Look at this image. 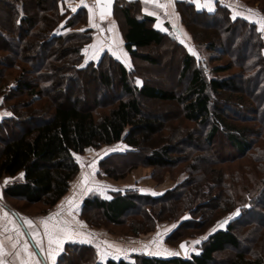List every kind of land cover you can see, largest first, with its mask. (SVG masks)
I'll list each match as a JSON object with an SVG mask.
<instances>
[{
    "label": "trees",
    "instance_id": "obj_1",
    "mask_svg": "<svg viewBox=\"0 0 264 264\" xmlns=\"http://www.w3.org/2000/svg\"><path fill=\"white\" fill-rule=\"evenodd\" d=\"M83 3L90 5L84 0ZM239 3L252 6L246 0H213L210 9L197 8L187 0L175 2L180 26L193 44L215 53L216 60L227 58L224 64L211 66L207 61L195 63L189 53L182 51L168 26L165 31L156 29L155 19L141 13L137 1H113L109 17L115 22L131 63L141 60L154 64L156 60L139 50L164 42L182 52L176 82L181 83L188 75L189 80L186 93L176 96L146 80L140 85L132 83L134 73L106 52L96 63L89 61L80 66L83 48L96 37L88 8L81 5V0H0V182L3 198L14 210L21 209L12 201L43 207L32 215L47 213L68 192L79 170L76 154L86 148L122 142L127 151L119 154L120 159L133 156L142 145H151L140 160L144 167L170 169L185 164L187 176L158 195L130 191L115 192L108 198L87 195L81 199L78 211L84 224L97 227L87 216L89 210H100L108 224L119 225L127 210L134 214L139 209L140 214L154 221L159 219L153 212L156 206L161 209L174 205L176 217L190 215L179 222L175 231L187 227L196 231L203 228L200 224L207 211L204 228L213 224L212 217L236 212L223 228L209 231L198 251L188 255L134 253L127 259L110 258L101 263L92 245L67 243L55 264H214L215 257L226 248L234 251L224 264H264V257L254 252L264 244V222L253 219L264 220V33L248 17L230 18L229 7L242 8ZM259 10L264 14L263 8ZM39 51L41 62L37 61ZM17 61L29 68L18 67ZM103 65H107L108 72ZM232 67L237 71L226 74ZM66 68L64 83L53 85V80L47 79H56ZM111 68L118 75L124 98L111 102L105 112L96 116L94 112L102 100L81 102L83 94L75 97V89L71 94L75 83L72 79L87 74L107 89L113 86ZM12 70L17 74L12 75ZM49 93L57 97L51 98ZM20 94L27 98L17 100ZM139 98L179 104L181 123L191 125L179 128L183 139L176 148L182 146L183 153L163 144L173 128L166 129L158 118L143 115ZM220 138L234 155L224 158L218 179L228 176L224 170L230 162L237 161L238 169L233 171L231 181L223 179L218 195L210 197L201 188L204 177L200 167H210L207 150L211 155L215 153ZM241 171L247 174V181H241ZM105 173L120 177L109 169ZM186 188L191 190V196L181 200L179 195ZM195 211L202 213L194 219ZM129 223L132 232L143 225L136 220ZM240 239L248 247L240 249Z\"/></svg>",
    "mask_w": 264,
    "mask_h": 264
},
{
    "label": "rangeland",
    "instance_id": "obj_2",
    "mask_svg": "<svg viewBox=\"0 0 264 264\" xmlns=\"http://www.w3.org/2000/svg\"><path fill=\"white\" fill-rule=\"evenodd\" d=\"M246 1L252 6H244V4L239 3L238 5L242 8L229 7L230 18L233 19L234 13H239V15L248 17L254 22L264 19V14H262L259 10L260 8L264 9V0ZM249 10H252V12H249ZM94 22L98 24V26H100V22H98V19H96L95 17ZM255 24L257 29L260 31V24L256 22ZM85 27H87V24L85 25ZM81 28H84V26H82ZM97 28L99 34L107 37V44L105 45L104 43V45L99 50L98 58L103 52H106L113 57L116 56L129 72H132V74L134 73V75L132 76V83L140 85L144 80H146L150 84H153L165 90L173 91L176 96H181L186 93L185 90L189 80V75L181 83L176 82L178 79V71L182 54L180 50L171 47L170 44L164 42L158 46H150L148 48L139 50V53L145 54L156 60L154 64H150L141 60H134L131 63L125 49L123 48V42L117 27H115L114 31H109V27V34H107L104 29L99 30V27ZM95 33H97V31H94V37L96 35ZM169 33L173 37H175L179 43L183 41V43H181V47H183L181 48V50L189 53L193 57L195 63H199V61H207L211 66H213L216 64H224L225 62H227L226 57H221L216 60L214 59L215 53L207 52L202 46H196L195 44H193L186 32L185 34L188 37V41L184 40L181 36L176 35L173 31H170ZM263 33L264 32H262V34ZM93 45L94 40L83 48V60L80 65L81 67L88 64L89 61L96 63V61L98 60V58L89 59V57L93 54V49L91 47ZM86 49H88L87 54L85 53ZM190 49L196 53L195 56L192 54V51H190ZM113 52H115L116 55H113ZM242 52L243 51L241 50L237 53L240 54ZM37 55H39L37 61L41 62V51H39V53L37 52ZM208 59H211L212 61H208ZM16 64L18 67H23L26 69L29 68V66L22 64L19 61H17ZM103 67V70H105V72H108L107 65H103ZM66 71L67 68L60 71V73L57 74L56 79L52 77H47V79L51 78V80H53V85L64 83L66 79V77L64 76L66 75ZM236 71L237 69L235 67H232L226 72V74H232ZM17 72L18 71L16 70H12V75L13 73L14 75L17 74ZM110 75L112 78L113 86L107 89L102 87L99 83H97V81H92L91 76L87 74L84 77L78 76V78H75L74 80L72 79V81L75 83H73L72 88H70L71 94L73 93V89H75V97L77 95L79 96L83 94L84 100L82 99L80 101L85 104H90L93 99H97L98 101L102 100L100 106L96 109V112H94L96 116H98L99 113H103L109 108L108 106L111 102H114L119 98H124L119 84L117 83L118 75L113 68L110 69ZM29 78L31 79L30 76ZM89 80L91 81L88 82ZM49 97L56 98L57 96H55L54 93H49ZM26 98L27 97L24 94H20L17 100H25ZM44 100L46 99L44 98ZM138 100L140 102L143 115L158 118L161 122H164V124L166 125V129L171 127L173 128L172 132H170V135L166 138V141L163 142V144L167 143L171 146V148H176L177 146H179V142H181V140L183 139V134L179 128H182V126H191L187 123H181L183 121L180 117L181 110L179 104L176 102H159L141 98H139ZM226 113L231 114V110L226 109ZM161 134L165 135L166 130ZM3 136L6 137L5 134H3ZM159 137H161V135L156 137V139H159ZM158 144H156V146H158ZM142 146L139 151L133 153V156L122 159L119 158V154L127 151L126 146L122 142H116L108 146H100L97 148H86L82 153L76 154L75 159L78 163L79 170L75 177L72 179L68 192L56 206H54L44 214V218L48 219L53 214L60 213V215L56 217L55 220H49L50 225L55 224L57 221H66L68 222L69 227L72 229L73 235L79 234L77 235L81 237L79 239H84V235L86 234V232H90L92 234H95L96 237H99L98 240L100 242L109 243V241H111L112 245L114 246L112 249L115 254H118V256L122 254L124 257L128 258L131 254L134 253L154 255L151 253L156 251H163V249L179 253L178 255H188L189 253L197 252L202 240L206 237L207 233L216 228H223L226 225V223L223 222L226 220L228 222V220L236 214L235 211L227 215L223 214L222 217L218 218L214 216L215 219H213L212 217L210 219V222L214 220L213 224L207 228H204V222L207 221V217H205V215L207 216L209 214V211H207L204 215L202 214L203 221L200 225H202L203 228L196 231L188 227L183 229L180 228L178 231H175L177 227H179V222L188 219L190 215H188V213H184L182 216L176 217V211L178 210L174 205H169L167 207L168 209L165 207H161L160 209L158 206H156L153 209V212L158 214L159 219L154 221L149 220L147 215L140 214L139 209H136V213L134 214L131 212L133 210H127L124 213V219L122 220V223L119 225L108 224L102 217L100 210H89V212H87V216L92 220V222L96 224V228L89 227L79 219L78 211L80 202L81 199L87 195H97L99 197L108 198L112 193L124 191L158 195L163 191L172 188L175 184L182 181L187 176L186 170L184 168L185 164L173 166L170 169L144 167L140 163V160H142L143 155L149 151L151 145L146 144ZM175 150L180 153L184 152L182 146L176 148ZM207 155L210 160V167H200L201 173L204 177V182L202 183L203 185L201 188L204 192H207V196L213 197L218 195L217 189L219 188L221 183H223V179L224 182L231 181V179L229 178H231V176L235 173H233V171L238 169V163L237 161H235L234 163L230 162V166L226 167L224 170L226 173H228V176L226 178H224L223 176V179H218V174H221L218 169L221 168L222 162L225 160L224 158H228L230 155H234V152L232 148L228 146L226 141L220 138V142L215 144V153L211 155L209 150H207ZM78 157L79 160L77 159ZM220 157L221 159L219 160ZM93 162H95V169L89 167V165ZM105 169H109L111 173L116 176L119 175L120 177L113 178L107 176L105 173ZM211 169H214L215 171L211 172ZM242 171L244 172L246 170L242 169ZM242 171L239 174L241 176V181H247L248 176H246L247 174L243 173ZM253 172L256 173V170L253 169ZM85 173L89 175V182L88 185L82 186V176ZM227 178L229 180H227ZM89 188H91L90 191L88 190ZM179 196L181 197V200H186L191 196V190H188L186 188L184 193L182 192ZM69 198H73L74 205L78 206L72 211L71 215L68 211L70 206L67 204V200ZM11 203L15 207L21 209L20 211H18L19 213L34 217L38 215L32 214H36L43 209L41 205L26 206L23 203L16 201H12ZM213 203L217 204V198L216 201H213ZM61 205H64L63 210L61 209ZM199 212L195 211L194 214H192L194 219L199 215ZM201 213L202 212H200V214ZM253 219H255L257 222H264V220L262 221L258 218ZM131 220L143 222V225L139 227L136 232H132L133 227L129 223ZM173 225H175L176 227H173ZM158 233L160 234L159 237L157 235ZM154 240L158 241V245L151 244L150 247L145 250L144 246L149 245L150 242ZM194 241L200 242L194 244ZM182 243L187 244V252L181 249L180 245ZM262 244L263 243H261V245ZM245 246L248 247L247 243L244 240L240 239L239 248L242 249ZM116 248L121 249L122 252L117 253L115 251ZM133 249H135V251H133ZM233 251L234 250L231 248H226L225 251L215 257L214 264L226 263L232 256ZM254 252L264 257V244L262 246L254 248ZM158 256L169 255L161 254Z\"/></svg>",
    "mask_w": 264,
    "mask_h": 264
},
{
    "label": "snow or ice",
    "instance_id": "obj_3",
    "mask_svg": "<svg viewBox=\"0 0 264 264\" xmlns=\"http://www.w3.org/2000/svg\"><path fill=\"white\" fill-rule=\"evenodd\" d=\"M145 3H152L155 4L157 7L160 8H166V5L159 3V0H144ZM111 4L112 0H95V3L92 6H88L83 3V0H81V5L83 7L88 8V12L90 13V24L91 27L97 28L99 27L98 24L94 22V17L96 15L99 16V19L103 21L106 19L108 15L111 14ZM72 11H76L75 8L72 9ZM249 12H252V10H249ZM239 15V13H234L233 19L236 18V16ZM247 18V17H245ZM256 23L260 24V31L264 32V19L255 21ZM83 31V29H82ZM111 31V29H109ZM102 41L99 42L97 45L91 46L93 49V54L89 57V59H96L99 55V50L102 47ZM183 43V41H181ZM190 51H192L190 49ZM88 49L85 50V53L87 54ZM192 54L195 56L196 53L192 51ZM113 55H116L115 52H113ZM139 83V82H138ZM6 115H11L10 113H6ZM79 160V157L77 158ZM83 166V165H82ZM90 168L95 169V162L89 165ZM23 175V174H21ZM94 175V172H93ZM89 182V175L87 173L83 174L81 185L86 186ZM7 183V181H6ZM89 191L91 188L88 189ZM67 204L70 206L68 211L71 215L72 211L77 208V205H74L73 198H69L67 200ZM64 205H61V209L63 210ZM60 213H55L48 219H45L44 221H41V224L43 226V237L47 238L48 247L47 249L44 248L43 244V238L41 236L40 231L37 230V226L34 221L28 219V218H21L23 221V225L26 226L30 232L27 233V235H30L32 237V240L35 241V248L39 250V254H45V258L48 260H51L52 264H55L56 256L59 255V252L62 251V245L64 243V239L72 238L73 232L72 229L69 227L68 222H61L57 221L55 224H49V220H55L56 217H58ZM7 224L3 226L2 230H0V234L3 233H15V237L13 235H6L3 240H0V264H8V261L5 259L7 256H13L15 260L19 261V264H40V261L36 259L38 253L36 251L31 250V245L29 244L28 240L25 239L26 233L22 231L21 226L16 224L14 221L8 218V213H4L3 217ZM223 223H227V220ZM173 227H176L173 225ZM167 231V230H166ZM215 231V229H213ZM79 235V234H77ZM158 237L160 234H157ZM81 243H91L90 239H82L80 241ZM200 241H194L193 243H199ZM107 244V242H105ZM6 244L10 245V248L12 251H8L6 249ZM151 244H157L158 241L154 240L150 242L149 245H145L144 249L147 250ZM53 245H56L55 248H53ZM99 249V246H97ZM108 248H113L114 246L111 244H107ZM181 249L185 250L187 252V244L182 243L180 245ZM115 251L117 253L122 252L121 249L116 248ZM135 251V249H133ZM151 254L154 255H161V254H167V255H178L179 253L171 252L167 249H163V251H156ZM110 255L107 251H100V259L103 260L106 256Z\"/></svg>",
    "mask_w": 264,
    "mask_h": 264
},
{
    "label": "crops",
    "instance_id": "obj_4",
    "mask_svg": "<svg viewBox=\"0 0 264 264\" xmlns=\"http://www.w3.org/2000/svg\"><path fill=\"white\" fill-rule=\"evenodd\" d=\"M84 1L86 3H88L86 0H84ZM127 1H137L140 5L141 13L150 15L155 19L154 27L156 29H159L161 31H165L166 30L165 26H168L169 30L171 32L173 31L176 35L181 36L184 40L188 41V37L186 36L185 31L180 26L177 13L175 11V2L178 0H159V3L166 5V8L157 7L155 4H152V3H145L144 0H127ZM187 1L193 3L196 7L198 6L197 8L210 9L213 6V0H187ZM89 4L90 5H88V6L93 5V3H89ZM95 18L98 19V22H100L99 30L104 29L107 32V34H109L108 29L110 27L111 31H114L116 25H115V22L112 20V18L107 16L106 19H104L103 21H101L99 19L98 15ZM94 29H95V31H97V33H95L96 37L94 39V45H97L101 41L103 42L102 46L104 45V43L106 45L107 44V39H106L107 37H104V36H102V34H99L98 28H94ZM98 35H99V37H98ZM116 59H118V58L116 57ZM1 111H2V109L0 108V116L2 115ZM5 212L8 213V218L11 219L12 221H14L16 224L20 225L22 231H24L26 233L25 239H27L29 244L31 245V250L36 251L38 253L36 259L40 261V264H52L51 260H48L45 258L46 253L45 254H39V250L35 248V241L32 240V237L30 235H27V233H29L30 230L26 226L23 225V221L21 219V218H28V219L35 222V224L37 226V230L40 231L41 236L43 238L44 248L47 249V247H48L47 238L43 237L44 229H43V226L41 224V221L45 220V218H44L45 215L42 214V215H38V216L34 217V216L27 215V214L19 213L18 211L13 210V208L3 198L2 182H0V230H2L3 226L7 224V221L3 218ZM9 234L13 235L15 237L14 232L13 233H3V234H0V240H3L5 238V236L9 235ZM79 238H81V237L74 234L72 236V238L64 239L62 249H63L64 245H66L67 243H81L80 241L82 239H79ZM84 239H90L91 240V243H87V244H90L95 248L96 260L101 262V263H104L107 259H110V258H112V259H118V258L127 259V257H124L122 254L118 256V254L114 253L112 248L107 247V244L112 245V242L109 240H107V241H109V243H107V244L105 242H100L98 240L99 237H96L95 234H92L90 232H86V234L84 235ZM97 246H99V249ZM55 247H56V245H53V248H55ZM6 249L8 251H12L10 248V245H7V244H6ZM100 251H107L108 253H110V255L106 256L103 260H101L100 259ZM57 256H56V258H57ZM5 259L8 261V264H19V261L15 260L13 256H7V257H5Z\"/></svg>",
    "mask_w": 264,
    "mask_h": 264
},
{
    "label": "water",
    "instance_id": "obj_5",
    "mask_svg": "<svg viewBox=\"0 0 264 264\" xmlns=\"http://www.w3.org/2000/svg\"><path fill=\"white\" fill-rule=\"evenodd\" d=\"M113 1H114V0H112V4H111V13H112V9H113ZM94 3H95V0H93V4H94ZM109 16H111V14L108 15V17H109Z\"/></svg>",
    "mask_w": 264,
    "mask_h": 264
},
{
    "label": "built area",
    "instance_id": "obj_6",
    "mask_svg": "<svg viewBox=\"0 0 264 264\" xmlns=\"http://www.w3.org/2000/svg\"><path fill=\"white\" fill-rule=\"evenodd\" d=\"M86 1L90 3V2H92L93 0H86Z\"/></svg>",
    "mask_w": 264,
    "mask_h": 264
}]
</instances>
